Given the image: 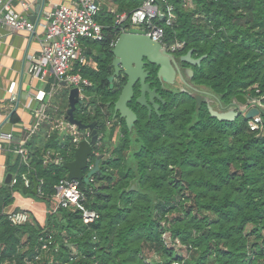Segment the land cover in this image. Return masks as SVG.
Listing matches in <instances>:
<instances>
[{"label": "trees", "instance_id": "16d2710c", "mask_svg": "<svg viewBox=\"0 0 264 264\" xmlns=\"http://www.w3.org/2000/svg\"><path fill=\"white\" fill-rule=\"evenodd\" d=\"M188 1L167 0L176 18L172 25L158 24L165 44H183L179 55L191 49L195 58L206 55L192 67L194 88L169 91L159 114L151 117L137 108L132 129L121 119L116 147L112 140L119 123L108 131L106 125L114 112L109 103L124 85L113 81L111 67L121 30L115 15L101 7L105 38L85 42L93 65L76 69L92 83L84 100L93 104L89 113L77 110L76 116L84 123L97 121L101 135L81 190L85 206L100 218L85 224L80 211L61 208L44 228L25 229L3 215L12 193L1 189L0 264L11 259L17 264H264V130L252 131L246 114L232 122L211 117L205 99L241 104L236 97L242 95L264 104V0H190L192 6ZM114 2L118 13L142 4ZM260 113L264 117V109ZM11 121H18L16 114ZM76 146L58 132L46 138L30 151V168L20 167L19 159L10 168L18 174L11 189L50 207ZM27 232L30 246L20 253ZM46 234L53 235L54 244L43 254L40 238Z\"/></svg>", "mask_w": 264, "mask_h": 264}, {"label": "built area", "instance_id": "2783aa9c", "mask_svg": "<svg viewBox=\"0 0 264 264\" xmlns=\"http://www.w3.org/2000/svg\"><path fill=\"white\" fill-rule=\"evenodd\" d=\"M13 1L0 0V27H5L11 32H28L31 35L36 33L39 26L44 30L40 51L28 57L27 73L43 82L48 81V77L53 76L57 82L65 83L63 88L61 87L62 89L79 88L85 99L84 89L90 87L92 83L76 69L77 67L93 65L85 53L84 41L100 42L105 38L104 26L98 21L102 7L100 0H71L70 3L56 4L46 15L44 22L39 20L37 23L30 20L22 12L15 11L12 5ZM141 1L142 4L130 13H118L117 9L111 10L110 13L115 15V23L120 27L121 32L131 31V28L139 26L144 30L142 33L148 34L154 41L161 43L168 51L181 49L182 43L177 42L169 46L163 42L164 31L158 24L161 20H165L168 25L173 24L176 18L173 6L167 3V0H161V2L158 0ZM19 2L25 10L29 9L30 4L26 0H19ZM188 5L192 6L190 0ZM15 88V82L8 88L13 101L19 98L15 93ZM48 94L51 99L54 97L53 92L48 93L45 90H38L29 94L32 99L39 103V106L32 112L34 123L27 127L30 137L50 124V129L46 134L47 138L58 132L64 135L65 139L70 138L77 145L82 139L88 138L89 133L87 131H80L66 118L61 117L54 120L51 118L47 112L48 105L44 104ZM253 107L258 108L260 112L264 109L261 98H251L246 104L239 105L243 114H246ZM249 127L252 131L264 130V117L261 113L250 119ZM0 140V149H2L3 140L12 142L13 134H2ZM12 151L18 155L20 167L30 166V149L27 147L26 140L20 141L18 145L13 147ZM56 160L62 162L61 157H57ZM92 168L93 165L90 166V169ZM22 179L26 186H30V178L27 173H22ZM12 182L13 184L18 182V174L14 176ZM53 201L55 203L53 213L61 208L80 211L85 224L93 223L100 218L97 211L85 206V196L81 190L80 180L70 182L66 179L62 180L56 186ZM9 220L14 225H21L29 221V214L26 212L13 213L9 216ZM40 241L42 242L41 253L47 254L54 244L53 235L46 234L40 238ZM41 253L36 258H39Z\"/></svg>", "mask_w": 264, "mask_h": 264}, {"label": "crops", "instance_id": "0c3cea01", "mask_svg": "<svg viewBox=\"0 0 264 264\" xmlns=\"http://www.w3.org/2000/svg\"><path fill=\"white\" fill-rule=\"evenodd\" d=\"M70 1L26 0L30 4L28 10L22 7L19 0H14L12 5L15 11L22 12L30 20L33 19L32 21L37 23L39 20L44 22L46 15L53 9L54 5L70 3ZM100 2L101 6L107 8L109 12L118 8L114 0H100ZM43 38L44 30L40 26L33 35L28 32H11L5 27H0V135L13 134L12 142L3 140L4 146L0 149V190L4 188L10 189L12 193V201L4 206L2 213L8 217L17 212L28 213L29 221L24 223L25 229L44 228L48 224L55 206L54 201L49 207L43 201L23 195L17 188L11 189L14 186L12 180L17 172H10V168L19 159L18 155L12 151L13 147L18 145L20 141L26 140L30 151L36 147L39 148L46 140V134L50 129V124H48L49 126H44L40 132L30 137L27 127L34 123L32 112L33 109L39 106V103L32 99L29 94L38 90H45L48 93L53 92L56 96H59V99L60 96H63L60 101H55L56 98L53 97L51 99L48 94L44 101V104L48 105L47 112L53 120L61 117L65 118L68 107V102H66L64 107L63 99L65 98L64 96H67V94H63L64 83L57 82L53 76L48 77V81L43 82L27 73L28 57L40 51ZM88 58L92 61L91 57L88 56ZM14 82L16 83L15 93L19 97L15 101L11 99V95L8 92V88ZM217 103L214 108L220 109V103ZM15 114L18 121L12 123L11 119ZM10 174L12 178L8 181V175ZM28 235L29 233L27 232L22 236L20 253H25L29 249ZM4 264H17V262L11 259ZM27 264H30L29 261Z\"/></svg>", "mask_w": 264, "mask_h": 264}, {"label": "water", "instance_id": "95a60500", "mask_svg": "<svg viewBox=\"0 0 264 264\" xmlns=\"http://www.w3.org/2000/svg\"><path fill=\"white\" fill-rule=\"evenodd\" d=\"M111 52L113 54L111 66L115 71L114 76H119V73L123 72L126 81L121 87L118 98L109 103V105H113V118L119 117L124 120L128 129H132L139 120L138 113L131 107L135 97L136 103L142 108H146L148 115H151L153 110L156 112L160 110L161 104L157 100L163 104L166 103V100L157 93V88H152L151 84L147 82L149 71H145V65H154L158 69L157 77L166 84L174 85L178 77L189 87L194 88L185 80V75L190 78L193 77V69H183L181 65H200L206 57V55L198 58L193 57L192 49L177 57L170 53L161 43L154 41L148 34L134 31L121 32L113 43ZM236 99L241 104L247 103V98L242 95H238ZM206 101L211 117L220 121L232 122L243 114L236 101L228 105L220 102V109L214 108L209 99ZM67 102L66 120L76 125L80 131L89 133L88 138L79 141L74 152V158L64 163V167L68 171L66 180L70 182L72 180L87 179L90 176V173L88 175L85 174V170L89 167V162L95 155L94 147L99 143L100 134L96 128L97 121L84 123L76 116L78 105L85 104L79 88L68 89ZM259 113L260 110L253 107L246 113V117L252 119ZM102 156L99 155L97 159L99 160ZM11 178L12 175H8V181ZM37 190L38 183L35 182L34 192L36 193Z\"/></svg>", "mask_w": 264, "mask_h": 264}, {"label": "flooded vegetation", "instance_id": "af4514ba", "mask_svg": "<svg viewBox=\"0 0 264 264\" xmlns=\"http://www.w3.org/2000/svg\"><path fill=\"white\" fill-rule=\"evenodd\" d=\"M169 52L172 53V54H174L177 57L180 56L178 54L179 53V50H177V51H169ZM112 59H111V62H112ZM181 66L183 67V69L190 68V65H188V64H182ZM112 69H113V67H112ZM145 71H149V76L147 77V82H149L151 84V87L152 88H157V93L159 95H161L164 99H165V95H167V93L169 91H172V90H170L171 89V86H174V85H176L177 83H179L181 81L177 77L176 83L174 85L166 84L163 80H160L157 77V71H158V69L154 65H151V64L145 65ZM114 73H115V71L113 69L112 70V79H113V81H115V82H122V81H124V83H125L126 77L123 74V72H120L119 73V76H114ZM135 100H136V97L133 99V101L131 103V107L136 111L137 108H142V107L140 105H138ZM157 102L160 103L161 104V107H162L163 103H161V101H158V100H157ZM144 109L146 110V108H144ZM154 112H155V110L152 111V114ZM147 113H148V111H147ZM152 114H151V116H152ZM148 117H149V115H148ZM116 122L119 123V126H118L117 130L120 131V127H121L122 122H121V119L119 117H115L111 121H109L108 127L109 126L110 127L114 126V123H116Z\"/></svg>", "mask_w": 264, "mask_h": 264}, {"label": "rangeland", "instance_id": "374dc122", "mask_svg": "<svg viewBox=\"0 0 264 264\" xmlns=\"http://www.w3.org/2000/svg\"><path fill=\"white\" fill-rule=\"evenodd\" d=\"M131 31H134V32H137V33H142L144 30L141 28V27H133V28H131ZM89 41H91V40H89ZM85 42L86 41H84V45H85ZM92 42H94V41H92ZM95 43V42H94ZM94 52L92 53L94 56L97 54V50L99 49V46H97V44L95 45V47H94ZM91 56V58H92V60H93V56L92 55H90ZM193 66H190V68H192ZM190 77L188 78L186 75H185V80H187V82H189L190 80ZM189 80V81H188ZM183 84H184V86H182L181 84H180V82L179 83H177L176 85H174V86H171V89L170 90H173V91H178V90H181V91H185V89H187V87H189L187 84H185L184 82H182ZM190 83V82H189ZM85 89H86V87H85ZM64 93L63 94H67V92H68V89L66 88H64ZM172 91V92H173ZM174 93H176V92H174ZM83 94H84V92H83ZM84 96H85V94H84ZM54 97L56 98L55 99V101H60V99H62L63 98V96H60V99H59V96H56V94H54ZM65 98L63 99L64 100V107L66 106V102H67V96H64ZM169 98H171V97H169ZM66 99V100H65ZM168 98H166L165 97V100H167ZM205 99L207 100V99H209L210 100V102H211V104L213 105V107L214 106H216L218 103L217 102H213V99H211L209 96L207 97H205ZM90 101L91 100H89V98H88V100L85 102V104H79L78 105V112H80L81 111V113H89L92 109H93V104L92 103H90ZM219 102V101H218ZM247 102H248V100H247ZM238 105H241V104H238ZM138 109H140V108H138ZM143 110H141V112H142ZM145 113V112H144ZM154 113H156V114H159V111H155ZM151 115H149V117H150ZM107 124L109 125V121L107 122ZM108 125H106V131H108V129L110 128V126L108 127ZM100 137H101V135H100ZM120 140H121V133H120V131H118V130H116V133L114 134V138H113V140H112V147H114L115 145H117L119 142H120ZM116 147V146H115ZM170 244V243H169Z\"/></svg>", "mask_w": 264, "mask_h": 264}]
</instances>
